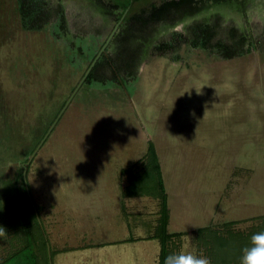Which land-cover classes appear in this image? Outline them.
<instances>
[{"label": "rangeland", "instance_id": "374dc122", "mask_svg": "<svg viewBox=\"0 0 264 264\" xmlns=\"http://www.w3.org/2000/svg\"><path fill=\"white\" fill-rule=\"evenodd\" d=\"M119 1L48 0L45 25L27 29L18 0H0V195L27 165L50 264H160L161 197L127 192L153 142L171 254L189 237L214 264L200 228L246 235L264 221V0H199L145 26ZM118 21L94 81L26 163ZM197 21L216 29L206 48L189 41ZM232 27L246 51L225 57L214 43ZM15 236L0 237V260Z\"/></svg>", "mask_w": 264, "mask_h": 264}, {"label": "trees", "instance_id": "16d2710c", "mask_svg": "<svg viewBox=\"0 0 264 264\" xmlns=\"http://www.w3.org/2000/svg\"><path fill=\"white\" fill-rule=\"evenodd\" d=\"M198 1L120 0L117 5L122 7L120 18L123 16L124 20H134L145 26L165 19L174 12L186 14L197 7L193 3L197 4ZM18 5L22 24L27 29L42 28L53 11L48 0H18ZM58 15V24H60L62 15L61 13ZM230 30L228 37L219 38L214 43V47L225 57L239 55L246 51L244 48L247 41L246 33L244 31L238 32L235 27ZM215 32V27L208 22H194L188 28L189 41L195 46L206 48ZM171 45V42H164L157 47H169ZM96 54L97 52L94 50L90 51L91 57L94 58ZM135 56L137 57V52H132L130 57L134 59ZM104 59L105 54L102 53L84 82L92 83L94 81L97 68L105 62ZM109 62L110 66L115 67L120 73L119 60L112 58ZM130 63L132 65L134 61L130 60ZM121 77L126 82L125 77L122 75ZM147 157V163L141 172L131 170L132 180L127 192L130 195L151 193L161 197V215L154 236L160 241V264H164L165 258L171 254V240L177 233L170 232L168 229L170 215L167 192L153 142H150ZM23 173L21 172L20 181L19 179H9L2 184L5 187L3 190L5 193L0 195V227L5 228L8 233L13 232L15 237L19 238V242L15 246L12 244L11 250L0 260V264H50L48 248L50 244L45 230L41 226V220L37 216V209L35 208L38 206L32 202L27 192ZM262 223V226L255 227L250 234L246 235L237 234L230 230V235L226 236L217 230H213L211 233L210 228L203 227L199 229L201 232L199 240L200 243L207 246V251L210 253L214 264H241L242 250L249 246L250 237L255 233L264 232V221Z\"/></svg>", "mask_w": 264, "mask_h": 264}, {"label": "clouds", "instance_id": "9594fccd", "mask_svg": "<svg viewBox=\"0 0 264 264\" xmlns=\"http://www.w3.org/2000/svg\"><path fill=\"white\" fill-rule=\"evenodd\" d=\"M6 236V229L0 227V237ZM182 240L180 250L168 255L164 264H211L210 258L192 247L189 237H183ZM241 264H264V232L255 233L250 237L249 246L242 250Z\"/></svg>", "mask_w": 264, "mask_h": 264}, {"label": "water", "instance_id": "95a60500", "mask_svg": "<svg viewBox=\"0 0 264 264\" xmlns=\"http://www.w3.org/2000/svg\"><path fill=\"white\" fill-rule=\"evenodd\" d=\"M120 21H118V23L116 24V26L114 27L113 31L110 33V35L108 36L107 40L104 42V44L102 45V47L100 48V50L97 52L96 56L94 57L93 61L91 62V64L89 65L88 69L86 70L84 76L82 77V79L80 80V82L77 84V86L75 87L74 91L72 92L71 96L68 98V100L66 101L65 105L63 106V108L61 109V111L58 113L57 117L55 118V120L53 121V123L51 124L49 131H47V133L45 134L44 138L40 141V143L38 144L37 148L34 150V152L32 153V155L30 156L29 160L26 163H29L31 161V159L33 158V156L36 154L37 150L41 147L42 143L44 142L45 138L48 136L49 132L54 128V126L56 125V123L58 122L59 118L62 116V114L64 113L65 109L68 107L71 99L74 97L75 93L78 91V89L80 88L81 84L84 82V80L86 79V77L88 76L89 72L92 70L93 66L95 65L96 61L98 60V58L101 56V54L103 53V51L105 50L106 46L108 45V43L110 42V40L112 39L113 35L115 34L118 26H119ZM24 179H25V183H26V187H27V191L28 194L30 195V198L33 201L32 195H31V191L29 188V184H28V180H27V165L25 167L24 170ZM38 213V211H36Z\"/></svg>", "mask_w": 264, "mask_h": 264}]
</instances>
